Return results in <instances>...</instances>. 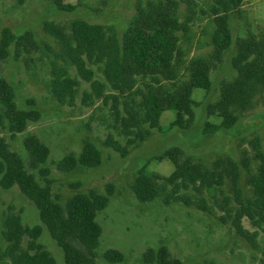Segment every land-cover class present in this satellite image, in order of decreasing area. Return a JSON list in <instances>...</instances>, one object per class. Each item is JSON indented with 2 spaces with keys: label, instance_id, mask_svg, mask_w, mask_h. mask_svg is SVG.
<instances>
[{
  "label": "rangeland",
  "instance_id": "rangeland-1",
  "mask_svg": "<svg viewBox=\"0 0 264 264\" xmlns=\"http://www.w3.org/2000/svg\"><path fill=\"white\" fill-rule=\"evenodd\" d=\"M63 1L76 5V11H59L55 0H0V39L3 31L9 28L17 35L30 33L36 45L34 51H24L19 56L13 46L10 56L0 64L2 75L13 85L19 108L33 107L41 114L38 121L31 122L28 129L15 139L8 129L2 135L42 185L46 184L45 179L52 181L53 196L63 204L78 193L87 194L94 190L106 194L108 187L113 186L108 206L97 216L103 229L97 249V264H145L144 254L162 245L167 246L182 264H264V220L245 217L243 226L247 236L237 232L234 216L240 206L231 180L227 179L222 186L204 191L202 195L192 188L182 191L196 202L204 198L209 212L182 202L167 205L161 198L142 202L134 190L138 173L144 167L160 187H166L164 179L172 174L174 165L169 159H159V156L167 149L179 147L183 151V159L191 158L210 169L218 159H233L243 170L241 187L244 200L252 197L246 182L249 173L256 172L260 164L257 149L264 152V95L256 97L253 108L236 111L239 121L232 129L209 135H205L203 129L208 121L219 123L208 116L207 105L219 99L221 82L236 76L232 59L236 55L238 39L254 37L264 42V0H245L241 9L232 15L233 45L212 71V93L207 97L200 92L194 94L198 105L193 126L188 130L173 129L175 114L165 111L161 128L149 129L146 126L151 134L146 140L135 142V136L127 137L122 133L120 117L125 115L123 105L119 106L118 114L113 100L84 101L85 93L92 92V83L80 77L75 67L69 66L70 74L80 81L74 102L63 104L53 96L52 70L55 66H67V63L62 58L61 38L47 31L46 27L52 25L69 35L72 23L84 20L113 28L122 34L134 18L140 0ZM214 4L215 0H196L191 8L185 4L181 7L182 20L188 16L193 19L189 31L180 33L178 62L181 80L186 79L187 66L192 59L212 55L214 23L211 8ZM89 68L94 71V80L106 83L102 66L90 64ZM138 89L143 90L141 82ZM106 90L107 94H115L108 85ZM135 98L139 103L142 96L137 92ZM31 101H34V106ZM29 134L38 137L50 149L47 162L40 166L41 170L48 171L46 175L30 165L25 147ZM86 139L94 142L100 150L101 165L96 168L79 166L67 173L61 171L60 162L69 155L79 157ZM110 140L125 147L127 155L109 145ZM10 210L22 217L25 227L41 225L35 204L17 187L4 189L0 177V253L7 247L2 232L5 214ZM27 243L28 238L24 245ZM38 243L56 259L57 264H66L62 249L46 227ZM109 250L122 252L125 260L122 263L107 262L104 254Z\"/></svg>",
  "mask_w": 264,
  "mask_h": 264
},
{
  "label": "trees",
  "instance_id": "trees-1",
  "mask_svg": "<svg viewBox=\"0 0 264 264\" xmlns=\"http://www.w3.org/2000/svg\"><path fill=\"white\" fill-rule=\"evenodd\" d=\"M245 0H215L211 8L214 30L211 34L212 55L209 58L197 57L187 66V77H179V59L181 54L180 33H187L193 20L188 16L182 20L183 4L191 8L196 0H140L134 18L125 27L122 34L113 28L101 24H91L76 20L71 32L65 35L61 30L47 25L46 29L61 38L63 60L67 66H55L52 70L51 92L61 103H72L77 97L80 81L70 74V67L85 81L92 83V92L85 93L84 101L93 102L102 99L113 100L116 113L124 106L125 115L120 117L122 133L136 140L144 141L151 134L149 129L161 128V118L165 111L175 114L173 129L188 130L195 121V92L205 97L213 91L212 71L217 63L223 61L233 45L232 15L238 12ZM55 6L62 12H74L76 5L55 0ZM15 47L17 56L24 51L36 49L30 33L17 35L6 28L0 39V64L10 56ZM102 66L106 83L94 80V71L89 65ZM236 76L223 80L220 85V97L207 105L210 118L218 124L208 121L203 129L205 135L221 130L232 129L239 121L237 110L246 111L254 107L256 97L264 95V42L254 37L240 38L237 41L236 55L232 59ZM142 83L143 90L138 85ZM115 94H107L106 87ZM137 92L142 99L135 98ZM34 106V101H31ZM36 108L20 109L16 101L15 89L3 77L0 65V177L4 189L14 187L36 206L41 225L25 227L22 217L12 210L5 214L3 237L6 249L0 253V264H57L56 259L38 243L47 228L53 240L62 249L66 264H97V249L103 229L97 220L98 213L104 210L113 194L110 185L106 194L91 190L78 193L64 204L56 200L52 192V181L45 179L42 185L37 177L30 173L22 156L11 149L2 135L8 129L12 138L24 133L31 122L40 119ZM146 126L149 129H146ZM111 145L122 155L127 149L110 140ZM25 147L33 169L47 162L50 149L35 135L29 134ZM179 147L167 149L159 159H169L174 170L164 179L166 187H160L153 175L145 167L140 170L134 185L135 193L142 202L163 199L165 204L182 202L195 205L209 212L204 198L194 201L183 190L194 189L199 194L212 191L217 186L232 181L236 200L240 208L234 216V226L243 237L247 231L243 219L259 218L264 220V152L257 149L260 164L256 172H250L246 185L252 197L244 200L241 187L243 170L233 159H218L213 169L191 158H182ZM102 163V155L90 139L84 141V149L79 157L66 156L59 164L63 172H72L79 166L96 168ZM249 167L246 168L248 170ZM46 175L47 170H41ZM46 178V177H45ZM168 187L170 190H168ZM28 238L25 246L24 242ZM109 263H122L125 255L118 250H109L104 254ZM145 264H182L173 257L165 245L148 250L144 256Z\"/></svg>",
  "mask_w": 264,
  "mask_h": 264
}]
</instances>
